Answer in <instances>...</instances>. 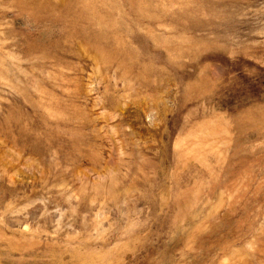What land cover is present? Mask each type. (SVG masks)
Listing matches in <instances>:
<instances>
[{
  "label": "rangeland",
  "instance_id": "rangeland-1",
  "mask_svg": "<svg viewBox=\"0 0 264 264\" xmlns=\"http://www.w3.org/2000/svg\"><path fill=\"white\" fill-rule=\"evenodd\" d=\"M0 264H264V0H0Z\"/></svg>",
  "mask_w": 264,
  "mask_h": 264
}]
</instances>
